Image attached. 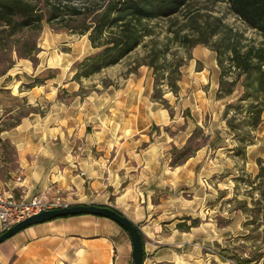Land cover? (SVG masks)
<instances>
[{"label":"crops","instance_id":"obj_1","mask_svg":"<svg viewBox=\"0 0 264 264\" xmlns=\"http://www.w3.org/2000/svg\"><path fill=\"white\" fill-rule=\"evenodd\" d=\"M87 47L92 48L90 42ZM206 51L214 58L213 66L203 62L195 69L190 64L189 76L193 72L201 86L212 81L215 96L218 81L210 74L218 68L214 51L195 46L192 56L202 60ZM71 75L65 81L50 79L29 88L23 94L28 103L47 100L49 105L43 113L30 111L0 131V192L18 200L38 195L47 201L60 194L69 205H110L139 226L144 237L143 264H214L210 242L191 238V230L173 228L182 216H199L210 199L207 196L213 201L216 196L209 190L214 189L213 183L207 179L220 172L218 162L229 161L232 150L222 153L224 147L206 144L171 165L170 149L173 144L180 146L163 132L152 131L172 118L152 99L153 75L144 65L99 95L61 100L59 87L78 89ZM16 82L14 86L20 88L21 81ZM3 118L0 106V122ZM263 122L264 116L256 129ZM256 145L247 146V160L264 157L252 148ZM19 170L20 181L16 180ZM199 183L202 193L191 189L187 194L186 189ZM208 219L206 225L213 226V219ZM131 250L129 235L116 222L82 214L29 226L1 242L0 264H130Z\"/></svg>","mask_w":264,"mask_h":264},{"label":"rangeland","instance_id":"obj_2","mask_svg":"<svg viewBox=\"0 0 264 264\" xmlns=\"http://www.w3.org/2000/svg\"><path fill=\"white\" fill-rule=\"evenodd\" d=\"M104 3L103 0H32L34 9L42 16L39 25L10 34L7 25L0 22V106L4 115L0 127L10 128L30 111L43 113L49 105L47 100H41L38 105H32L28 103L23 94L32 86L50 79L59 82L67 80L74 72V63L96 50L87 47V43L90 42L89 31L84 34L80 33L91 22L93 14L85 12L78 16L69 15L67 14L68 6L91 10ZM56 6L59 7L61 15L53 17ZM214 17H220L225 24L241 32L245 38L243 42L259 44L264 40L260 33L249 28L232 13L227 2L193 0L171 18L149 22L152 30L151 35L144 37L143 42L118 64L107 67L91 77L82 78L79 81L74 80L78 83L76 91H72L71 86L59 87L58 97L61 100H67L76 95L81 98L86 95H99L109 85L116 87L121 82V78L130 72L137 73L140 64L148 62L151 49L166 47L167 63L164 65H167L168 62H183L180 66V79L177 81L179 91L174 94L165 85L170 80L167 77V69H165V75L160 79V87L168 107L165 108V104L157 102L168 112L171 111L169 114L172 120L162 129L153 126L152 131H155V135L163 132L165 138L171 137L172 141L181 147L199 126L200 130L195 131L192 147L208 144L224 147L222 153L232 150L236 141L225 121L222 120V112L225 104L235 100L240 94L239 83L233 95L217 101L212 94V81H209L208 86H201L200 82L193 79V72L189 76L190 69H192L190 64H194L195 69L201 68L203 62L213 66V56H209L206 51L207 55L202 60L193 59V47L185 49L171 40L173 31L181 30L182 33H191L195 26L210 22ZM85 40L86 44H84ZM195 46L204 45L197 44ZM189 55L192 58H188ZM141 65L151 71L154 80L153 69L148 65ZM217 72L219 73L218 68H214L213 72L210 70L214 81H218ZM175 76L173 74L172 78ZM17 80L21 81L20 88L14 86ZM18 89L21 91L20 93L17 91ZM262 116H264V111ZM189 132L191 133L188 134ZM254 136L258 138V141L254 139V143L257 145L252 148L259 150L264 156V122L254 131ZM174 146L177 147L173 144L172 147ZM170 151L172 160L175 155L172 149ZM246 151L247 147L245 156L240 157L235 155L232 150L229 161L218 162L220 172H216L207 179L209 184L213 183L210 185L214 189L209 187V190H212L216 197L212 201L213 197L207 196L210 199L205 201L203 208H200L202 209V213H198L200 217L189 216L198 218L199 223L186 230L178 229L176 224L179 222H186L185 224L188 225L191 223L190 220H185L182 216L178 218L179 221L173 228L177 231L191 230V238L210 242L209 248L216 254L217 261L214 264H236L235 258L256 259L257 264L264 263V157H258L261 161H258V158L255 161H250L246 158ZM227 169H229L228 172H226ZM203 182L206 185L205 180ZM200 184L186 189L189 190L187 194L191 189L197 194L202 193L203 185ZM225 187L226 189H222ZM60 197L63 199L62 195ZM208 218L213 219L215 223L213 226L206 225V222H211ZM169 232L164 230V233Z\"/></svg>","mask_w":264,"mask_h":264},{"label":"trees","instance_id":"obj_3","mask_svg":"<svg viewBox=\"0 0 264 264\" xmlns=\"http://www.w3.org/2000/svg\"><path fill=\"white\" fill-rule=\"evenodd\" d=\"M87 1V0H74ZM105 3L96 8L81 10L75 6H68L67 14L78 16L85 12L92 15L91 22L81 31H89L88 39L94 52L84 56L73 65V80L91 77L103 69L116 65L134 51L144 37L151 35L149 22L157 19H169L178 14L190 1L193 0H103ZM213 2L225 1L230 10L249 28L256 30L264 38V0H209ZM53 17L61 15L58 6ZM42 20L32 4V0H0V22L7 25L10 34L24 28L39 25ZM190 32L173 31L172 41L188 49L202 44L214 51L216 64L219 69L216 99H224L233 95L239 83L241 92L235 100L227 102L222 112V120L233 133L236 141L232 148L235 155L244 157L245 149L254 142V131L262 121L264 110V40L259 44L243 42V34L225 24L220 17H214L210 22L197 25ZM164 49H151L148 65L153 69L154 88L152 99L166 106L167 100L163 97L160 79L167 69V88L174 94L179 91L177 81L180 79V66L183 62L167 63ZM28 52V51H27ZM188 58H192L191 55ZM140 64V65H141ZM166 67V68H165ZM176 76L172 78V75ZM171 114V111L169 110ZM232 113V115H229ZM14 126V125H12ZM11 126V127H12ZM5 127H0V131ZM200 130L197 126L195 131ZM195 131L188 137L181 147H172L175 155L171 165H177L192 156L201 146L192 147ZM1 142V139H0ZM258 161H261L258 158ZM116 210V209H115ZM68 217V216H64ZM191 223L179 222L176 228L186 230L196 226L198 218L184 217ZM128 234V233H127ZM143 242L144 258V237ZM236 264H257L256 259L235 258Z\"/></svg>","mask_w":264,"mask_h":264},{"label":"water","instance_id":"obj_4","mask_svg":"<svg viewBox=\"0 0 264 264\" xmlns=\"http://www.w3.org/2000/svg\"><path fill=\"white\" fill-rule=\"evenodd\" d=\"M82 214H91L109 218L121 226L128 233L132 243L130 264H143V242L139 226L133 223L127 216L118 210H115L112 206L106 204L100 205L94 203H81L42 210L20 220L8 229L0 232V243L29 226L50 221L59 217Z\"/></svg>","mask_w":264,"mask_h":264},{"label":"built area","instance_id":"obj_5","mask_svg":"<svg viewBox=\"0 0 264 264\" xmlns=\"http://www.w3.org/2000/svg\"><path fill=\"white\" fill-rule=\"evenodd\" d=\"M22 171L19 170L16 180L22 179ZM59 194L54 195L47 201L41 200L40 196L33 195L29 199H16L6 191L0 192V232L8 229L20 220L49 208L68 206Z\"/></svg>","mask_w":264,"mask_h":264}]
</instances>
